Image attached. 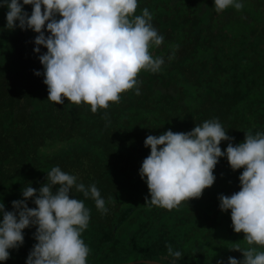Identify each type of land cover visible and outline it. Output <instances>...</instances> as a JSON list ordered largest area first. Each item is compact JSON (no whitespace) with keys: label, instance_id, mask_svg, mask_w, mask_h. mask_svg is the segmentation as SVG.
I'll return each mask as SVG.
<instances>
[{"label":"trees","instance_id":"1","mask_svg":"<svg viewBox=\"0 0 264 264\" xmlns=\"http://www.w3.org/2000/svg\"><path fill=\"white\" fill-rule=\"evenodd\" d=\"M240 2L242 10L229 7L217 13L214 0H138L135 14L147 8L164 37L159 47L150 48L164 64L156 73L141 70L140 95L135 88L124 92L119 103L95 114L86 103L47 100L38 59L47 49L34 51L38 33L33 30H9L8 8L0 7V203L5 210L13 211L12 201L24 199V188L39 190L47 173L59 166L77 183L95 184L108 209L104 214L93 199L71 191L90 209L89 225L81 234L90 249L87 264L136 259L168 264L162 259L166 245L182 253L175 264L243 260L242 252L232 248L249 247L244 233L234 231L231 210L219 207L221 194L240 190L243 168L234 171L220 157L214 184L171 211L145 204L150 194L139 174L150 155L144 145L148 135L169 129L186 133L210 119L219 120L233 145L243 142L249 130L264 132V0ZM32 9L24 5L29 16ZM44 31L50 35L46 26ZM228 143L221 142L222 151ZM52 145L57 148L47 150ZM33 199L27 200L30 208L36 207ZM35 232L36 226L24 229L23 244L9 249V259L0 264H26L37 243Z\"/></svg>","mask_w":264,"mask_h":264},{"label":"clouds","instance_id":"2","mask_svg":"<svg viewBox=\"0 0 264 264\" xmlns=\"http://www.w3.org/2000/svg\"><path fill=\"white\" fill-rule=\"evenodd\" d=\"M24 5L33 6L30 16ZM214 6L217 13L244 7L240 0H214ZM0 7L8 8L9 30L19 27L38 33L34 51L40 53V46L47 49L38 59L44 67L47 100L55 104H64L66 98L90 105L95 114L110 103H119L124 92L135 88L140 95L137 77L141 70L156 73L164 64L162 57L150 54V48L159 47L164 37L153 27L147 8L135 14L138 0H23L22 4L2 0ZM45 26L50 35H45ZM233 139L218 119L206 120L186 133L169 129L159 136L148 135L144 145L150 147V155L139 170L150 194L145 204L171 211L184 201L200 198L214 184L219 158L226 157L232 170H244L239 176L240 190L230 196L221 194L219 207L222 212L231 210L234 231L244 233L249 245L232 248L242 252L243 260L229 257L228 264H264V251L253 246L264 247V132L249 130L236 145ZM222 141H229L224 151ZM73 188L107 213L95 184L86 187L77 183L75 175L53 167L39 190L32 186L22 190L24 199L12 201L13 211L0 203V261L9 259V249L23 244L24 229L36 226L37 243L26 264H87L90 249L81 234L89 225L90 209L71 196ZM29 198H34L35 208L28 206ZM166 248L167 257L162 259L175 264L182 253L171 245Z\"/></svg>","mask_w":264,"mask_h":264},{"label":"water","instance_id":"3","mask_svg":"<svg viewBox=\"0 0 264 264\" xmlns=\"http://www.w3.org/2000/svg\"><path fill=\"white\" fill-rule=\"evenodd\" d=\"M142 263H145V264H162L158 261L148 260V259H136V260L123 262V263H117V264H142Z\"/></svg>","mask_w":264,"mask_h":264},{"label":"rangeland","instance_id":"4","mask_svg":"<svg viewBox=\"0 0 264 264\" xmlns=\"http://www.w3.org/2000/svg\"><path fill=\"white\" fill-rule=\"evenodd\" d=\"M61 146V145H60ZM57 148V145H52V146H50V148H47V150H52V151H54L55 149Z\"/></svg>","mask_w":264,"mask_h":264}]
</instances>
